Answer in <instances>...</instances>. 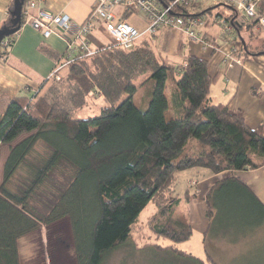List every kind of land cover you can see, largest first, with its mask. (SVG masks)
I'll list each match as a JSON object with an SVG mask.
<instances>
[{
    "label": "trees",
    "instance_id": "obj_1",
    "mask_svg": "<svg viewBox=\"0 0 264 264\" xmlns=\"http://www.w3.org/2000/svg\"><path fill=\"white\" fill-rule=\"evenodd\" d=\"M219 5L231 11L217 14L215 21L225 17L231 32L258 26L233 6ZM174 12L203 20V13L190 14L186 7ZM14 36L1 42V57ZM144 36L132 48L108 42L93 48L92 55L76 53L71 61L65 51L54 58L62 65L60 80L49 77L36 95L9 99L0 117V145L9 146L0 183V264H22L19 241L63 219L70 223L77 264H104L129 244L150 202L157 209L149 218L153 235L172 242L155 244V250L192 264H218L209 246L205 259L177 247L194 232L173 215L180 202L174 196L178 173L192 168L230 173L205 196V237L217 220L252 223L256 229L264 225V205L238 176L264 165V122L252 128L226 104L212 102L207 59L191 54L185 63L173 64ZM4 40L10 42L5 48ZM203 42L218 47L215 39L205 36ZM245 46L237 53H264V40L256 52ZM148 73L151 97L140 108L133 100L135 80ZM96 98L107 105L94 116H77Z\"/></svg>",
    "mask_w": 264,
    "mask_h": 264
},
{
    "label": "crops",
    "instance_id": "obj_2",
    "mask_svg": "<svg viewBox=\"0 0 264 264\" xmlns=\"http://www.w3.org/2000/svg\"><path fill=\"white\" fill-rule=\"evenodd\" d=\"M35 1L37 3L36 8L33 10L35 14L43 11L48 14L67 15L70 17L73 27L67 35L63 33L62 29L55 27L57 33L45 37L42 31L33 27L30 22H22L21 29L15 33V41L9 47L8 54L0 58V117L10 98L18 95H36L57 65L54 59L55 56L62 55L66 51L67 40L65 38L68 39L69 36L76 35L78 27L88 17L94 4V0ZM13 5L14 0H0V29L10 27ZM113 10L118 17L126 22H129L128 19L134 13L131 12L130 15L124 17L127 10L124 6H116ZM143 21L129 23L140 30H145L147 21L145 18ZM213 21L210 20L207 25H203V27H206L203 32L201 31L202 26L197 29L199 43H196L197 40H190L180 29L168 27L160 29L155 37L145 35L142 40L151 37L155 49L166 55L173 64L185 63V57L191 54L207 59L209 72L214 78L210 86L212 102L214 104H226L230 113L243 117L248 126L255 128L264 122V53L241 54L237 52L240 46L246 48L247 43L250 49L256 52L257 48L262 46L264 31L259 25L253 28L242 25L240 34L233 30L226 35L227 39L221 40L219 34L215 36L209 30L215 27ZM245 28L250 33L248 39L242 36ZM215 31L216 29H214ZM258 32H261L260 35H263V37L258 38V36H255ZM101 35L110 42L103 24L96 22L88 37L91 48H98L108 43H103L100 40ZM205 36L206 39H215L218 47L213 49V47L206 46L203 42ZM233 49H236L235 54L232 53ZM8 154L9 146L0 145V163L2 157L3 168ZM2 165H0V168H2ZM195 174L197 176L201 174V178L197 177L191 181L189 193L186 192L188 201L202 195L205 203V196L213 186L230 173L208 174L204 170L203 173L195 172ZM238 176L264 205V165L255 170L240 171ZM2 179L3 174L1 181ZM205 227L206 225L203 224L204 234L208 228V223L206 229ZM258 236L260 235L256 234L249 237L251 243H253H246L247 245L245 244L244 248L242 244L235 245L233 248H228L229 244L227 243L218 246L215 245L216 243L207 244L218 264H224L225 259L230 260L233 264H239L240 260H244L242 264H264V243H260ZM212 246L217 247V251L211 249ZM238 247L242 249V252L246 250L243 256L251 254L252 258L240 259L239 256L242 253L237 255V252L240 251Z\"/></svg>",
    "mask_w": 264,
    "mask_h": 264
},
{
    "label": "rangeland",
    "instance_id": "obj_3",
    "mask_svg": "<svg viewBox=\"0 0 264 264\" xmlns=\"http://www.w3.org/2000/svg\"><path fill=\"white\" fill-rule=\"evenodd\" d=\"M220 3L210 4L196 2L186 6L190 14L203 13L204 21L207 19L214 20V29H216V31L214 32V29L211 28L209 30L215 36H218L219 34V39H221L220 33L222 29L215 21V17L219 13L227 15L231 11V9L224 5L217 6ZM209 8H213L212 11H206L204 13V11ZM143 19V15L133 13L128 21L130 23H134L135 21L144 22ZM200 28L201 26L197 29ZM204 30H206V27L202 26L201 31L203 32ZM242 36L246 39L249 38L250 33L247 28L243 30ZM255 36H258V38L261 36L263 37V35H260L259 32ZM100 40L103 43L108 42V40L102 35L100 36ZM197 41L196 43H199V41ZM149 77L150 74L148 73L135 80V84L138 86V89L133 100L140 108H145L151 97L152 83L149 80ZM168 95L170 96L169 90ZM90 104L92 105L86 107L84 110L78 111L77 116H94L100 112L102 106L107 105L101 98L91 99ZM166 115L168 118L171 117V108L168 110ZM2 160L3 159L1 157L0 165H2ZM203 171L204 169L202 168H192L178 173L179 183L176 187L174 196H179L180 202L174 205L173 215L180 220L191 223L194 232L189 240L177 244V247L180 250L205 259L206 250H209L207 243H216L215 245L217 246L219 244L222 245L227 243L229 244V246H227L228 248H233L235 245L237 246L242 244L244 248L246 243H253H251L249 237H253L256 234L260 235L258 236L260 243H264V225L261 227L259 226V228L256 229L252 223L229 225L228 222L224 223L222 220H217L211 224L206 237L204 236L202 226L204 224L207 227L208 220L205 214L206 206L203 202V196L200 195L199 197H194L188 201L186 195V192L189 190V186L191 185V180H195L197 177L201 178V174L200 176H197L195 172ZM2 174L3 165L2 168H0V181ZM156 211L157 209L155 205L150 202L140 213L137 224L131 233L130 239L128 240L129 244L120 247L118 250H114L113 253L108 256L104 264H192V262L187 259L175 257L167 252H159L153 248L155 244L163 246L172 244L170 240L157 239L151 231L149 218L155 215ZM212 248L216 250L217 247L212 246L211 249ZM249 248L251 249V247ZM239 250L240 251L237 252V255L242 253L241 256H239L240 259L252 258L251 254H249V256L244 255L246 257L243 256V253H246V250H243V252L241 248H239ZM19 251L22 264H77L74 253L72 231L70 223L67 219H63L50 226L43 227L32 234L24 236L19 241ZM243 261L244 260H240L239 264H242ZM224 264H233V262L225 259Z\"/></svg>",
    "mask_w": 264,
    "mask_h": 264
},
{
    "label": "built area",
    "instance_id": "obj_4",
    "mask_svg": "<svg viewBox=\"0 0 264 264\" xmlns=\"http://www.w3.org/2000/svg\"><path fill=\"white\" fill-rule=\"evenodd\" d=\"M202 2L217 4L225 2L235 8L238 13L248 20L257 21L259 27L264 31V10L261 6L264 0H94L93 8L85 21L78 27L76 35L65 38L67 40L66 51L68 61L78 52L87 55L95 53V49L90 47L89 34L94 29L96 22H101L110 42L120 45L125 49L132 48L144 35H154L163 27L180 29L190 40H199L197 28L203 25L201 18L184 19L177 15L174 10L186 7L192 3ZM37 3L35 0L24 4L22 10L23 22H30L33 27L42 31L45 37L57 33L55 27L62 29L64 34H68L73 27L69 16L61 14H48L46 12L34 13ZM124 6L125 8L144 16L147 21L145 30H140L136 26L124 21L114 12V7ZM218 23L221 26V39H227V34L231 33V25L225 17H220ZM9 40L3 42L4 47L9 46ZM212 48V47H211ZM236 49L232 50L234 53ZM66 65V64H65ZM62 65L56 66L49 77L56 80L61 79L59 70Z\"/></svg>",
    "mask_w": 264,
    "mask_h": 264
},
{
    "label": "water",
    "instance_id": "obj_5",
    "mask_svg": "<svg viewBox=\"0 0 264 264\" xmlns=\"http://www.w3.org/2000/svg\"><path fill=\"white\" fill-rule=\"evenodd\" d=\"M27 0H14L10 27L0 29V44L4 38L14 35L22 27V10ZM1 58V54H0Z\"/></svg>",
    "mask_w": 264,
    "mask_h": 264
}]
</instances>
